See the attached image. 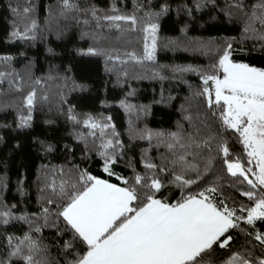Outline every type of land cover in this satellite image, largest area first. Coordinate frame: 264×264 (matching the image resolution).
I'll return each instance as SVG.
<instances>
[{"label":"trees","instance_id":"1","mask_svg":"<svg viewBox=\"0 0 264 264\" xmlns=\"http://www.w3.org/2000/svg\"><path fill=\"white\" fill-rule=\"evenodd\" d=\"M76 8L65 11L61 0H0V212H11L8 224L0 223V260L10 252L8 237L22 239L30 234L46 251L43 255L49 264H68L76 254H83L86 246L74 242V251L66 252L64 244L72 240V233L65 230L62 218L55 213L60 201L47 187L52 181L75 179L80 171L121 185L116 176L131 179L135 173L143 175L145 150L154 163L163 164L164 147L150 145L147 139H139L144 130L173 132L182 125L186 132L201 130L202 136L219 134L217 139L226 141L230 162L237 159L247 168L248 157L238 134L224 131L215 107L210 109L206 97L196 95L203 91L202 74H210L218 63L228 43L232 44L231 59L250 66L264 68V42L250 38L243 31L245 17L231 7L235 0H72ZM245 10L250 11L257 0H243ZM33 11L24 20L22 10ZM120 14L135 15L138 23L135 31H128L132 41L144 42L142 28L148 22L158 25L157 50L154 61L136 63L126 55L135 52L142 56L144 46H118L119 32L101 19L100 26L92 17ZM149 21L146 13H161ZM16 8L19 15L13 12ZM35 20L36 28L28 33L35 38L20 39L13 31L23 32L26 23ZM88 23L85 24L84 21ZM131 26L122 23V28ZM259 28V24L256 25ZM99 30V31H98ZM113 36V38H110ZM129 43L130 41H126ZM94 49L102 54H88ZM119 55L121 60L109 59ZM11 57V59H3ZM191 68L195 71H179ZM126 73V74H125ZM210 86V85H209ZM35 92L28 126L21 127V117L29 115L25 98ZM121 102L131 106L125 108ZM75 116L76 121L70 116ZM191 115L188 121L185 116ZM92 117L98 123L114 125L101 136L89 135L91 129L83 121ZM109 117L111 118L109 120ZM119 139L122 148L109 176L103 171L100 145L107 139ZM214 157L209 170L198 183L180 189L168 184L157 193V198L174 203L182 193L193 194L207 188L214 202H223L229 208L251 207L254 201L243 195L247 191L259 194L237 175L232 176L225 164L222 152ZM63 169V173H61ZM203 170V163H201ZM194 176V174H193ZM43 189V191H42ZM48 199L56 203L49 205ZM49 209V226H42L43 209ZM25 216L28 221L15 219ZM56 222L58 227L52 226ZM239 227L230 229L233 237L229 246H214L206 255L210 264H224L234 253H240L253 264L264 258V245L255 240L257 232L264 233V221L255 226L244 220ZM59 229V233H58ZM17 241L14 239L13 243ZM13 264H23L13 258Z\"/></svg>","mask_w":264,"mask_h":264},{"label":"snow or ice","instance_id":"2","mask_svg":"<svg viewBox=\"0 0 264 264\" xmlns=\"http://www.w3.org/2000/svg\"><path fill=\"white\" fill-rule=\"evenodd\" d=\"M61 3L65 11L76 8L72 0H61ZM231 7L238 9L245 17L244 33L264 42V0H257L250 11L245 10L243 0H235ZM167 10L165 7L161 13L149 12L146 16L150 21L153 16H159ZM19 11L24 14L22 19L27 20L33 9L24 7ZM19 11L13 9L18 15ZM112 12L116 14L101 18L97 17L95 9L91 10L98 27L99 21L103 19L109 27L118 31L136 30L138 20L134 14H120L115 7ZM122 23L131 27L124 29ZM35 28L36 22L31 20L25 24L23 32L13 31L12 36L34 39L28 33ZM142 31L145 33L142 56H137L135 52L126 53L136 63L155 60L158 25L148 22ZM231 53L232 44L228 43L211 73L202 74L203 91L196 95L205 96L210 109L215 107L213 115L218 114L224 131L232 130L238 134L248 164L254 162L255 169L245 168L238 159L230 162L229 148L226 141L217 139L218 133L202 136L199 128L194 132H186L182 125H178L173 132L144 130L139 134V139H147L150 145L155 141V147L165 148L163 164L154 163L147 157L148 150H145L143 166L146 172L143 175L135 173L131 179L117 175L116 179L121 181L122 186L86 171H80L75 179L62 180L59 185L55 181L47 185L60 201L57 203L59 210L55 213L57 220L62 218L65 230L72 233V240L65 242L64 250L73 252L75 241L86 246V251L82 255L76 254L68 264H210L206 255L213 251L214 246L220 249L229 246L233 239L228 234L229 230L238 228V221L244 220L253 227L256 221H264V191L259 194L255 191L243 193L254 201L253 206H241L239 209L241 213L246 212V216H238L237 209L229 208L223 202L215 203L212 193L217 189L214 187L195 194L182 193L181 198L174 203L157 198V193L166 186L165 176L170 177L168 184L180 189L198 183L213 162V141L217 142L215 151L223 153L227 170L232 176L239 174L253 190L258 187L264 189V68L235 62L231 59ZM88 54L102 53L89 49ZM109 59L127 63L119 55H109ZM179 71L195 69L184 68ZM34 99L35 92L25 98L29 115L21 117V127L28 126L31 120ZM121 106L131 107L124 102H121ZM70 118L74 121L77 119L74 115ZM185 119L191 121L192 117L188 115ZM83 123L91 129L89 135L95 136V130L99 129L101 136H104L105 129L111 128L112 136L118 137L114 125L98 123L92 117ZM100 148L103 171L109 176L115 175L111 166L120 155L117 149L122 148L121 141L118 138L107 139ZM60 171L63 173V169ZM249 174L254 179L249 178ZM47 203L51 205L56 201L48 199ZM43 213L44 223L35 227L36 232H40L41 227L49 226V209L45 207ZM11 218V212H0V223L8 224ZM15 219L28 221L25 216ZM52 226L58 227L56 222ZM14 239L16 243H13ZM7 240L11 250L8 258L0 260V264H13V258L21 260L23 264H49L43 255L46 249L30 234H25L22 239L8 237ZM255 240L264 245V233L257 232ZM224 264H253V261L245 259L240 253H234ZM257 264H264V258L259 259Z\"/></svg>","mask_w":264,"mask_h":264},{"label":"rangeland","instance_id":"3","mask_svg":"<svg viewBox=\"0 0 264 264\" xmlns=\"http://www.w3.org/2000/svg\"><path fill=\"white\" fill-rule=\"evenodd\" d=\"M99 31V30H98ZM117 38H119V40H120V45L118 44V46H144V42L143 43H141V44H138L137 43V41H136V39L134 40V41H132V37H131V34L128 32V31H124V32H121V31H119L118 33H117V36H116ZM110 38H113V36H110ZM114 39V38H113ZM130 41L129 43H127L126 41ZM149 43H150V41H149ZM156 50H157V48H156ZM155 54H156V52H155ZM211 86V85H210ZM250 167H253L254 169H255V163L253 162V164L252 165H250ZM258 171V170H257ZM239 175V174H238ZM249 178H252V179H254V177H252L251 176V174H249Z\"/></svg>","mask_w":264,"mask_h":264}]
</instances>
